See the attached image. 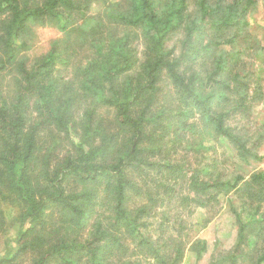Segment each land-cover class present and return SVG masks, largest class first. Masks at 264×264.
Instances as JSON below:
<instances>
[{
    "label": "trees",
    "instance_id": "16d2710c",
    "mask_svg": "<svg viewBox=\"0 0 264 264\" xmlns=\"http://www.w3.org/2000/svg\"><path fill=\"white\" fill-rule=\"evenodd\" d=\"M261 4L0 0V237L11 215L20 227L0 264L200 260L190 232L222 196L237 239L209 264H264V171H221L216 154L263 158ZM33 26L63 34L35 58Z\"/></svg>",
    "mask_w": 264,
    "mask_h": 264
},
{
    "label": "rangeland",
    "instance_id": "374dc122",
    "mask_svg": "<svg viewBox=\"0 0 264 264\" xmlns=\"http://www.w3.org/2000/svg\"><path fill=\"white\" fill-rule=\"evenodd\" d=\"M111 2H120V0H109ZM104 0H94V13L103 8ZM254 22L258 24V30L264 33V4H261L255 13ZM28 36V44L30 49L25 52L27 57L35 58L46 54L50 50V46L56 39L63 36L62 32L55 26H33ZM264 40V36H263ZM257 69L264 76V63H258ZM252 122L256 125L264 123V102L260 103L253 111ZM217 157L220 160V169L228 170V173H239L245 177L251 176L253 173L264 171V144L259 148L258 153L263 157L261 161L254 162L247 166L239 160L233 158L232 151L219 143L216 145ZM213 151H207L206 156L210 157ZM204 156V161L208 158ZM229 197H220L219 206H217L218 214L205 228H196L191 230V238H199L207 242V252L204 253L200 260H197L195 253L188 246L187 253L182 264H209L214 254L219 251L231 249L237 239V225L232 214L229 213L227 203ZM207 212L203 208H197L191 216L193 224H197L206 218ZM13 215L9 217L5 227L4 235L0 237V256L6 252H14L17 247V240L20 236L19 223H15ZM6 243H8L6 245Z\"/></svg>",
    "mask_w": 264,
    "mask_h": 264
}]
</instances>
